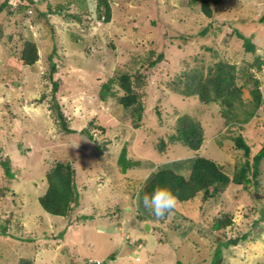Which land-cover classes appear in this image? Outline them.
I'll return each instance as SVG.
<instances>
[{"label":"rangeland","instance_id":"obj_1","mask_svg":"<svg viewBox=\"0 0 264 264\" xmlns=\"http://www.w3.org/2000/svg\"><path fill=\"white\" fill-rule=\"evenodd\" d=\"M6 1L10 8L0 15V188L9 191L0 199V227L11 222L7 234L0 229V264L22 259L34 264H214L218 250L219 264H264V159L257 187L231 182L212 199L200 195L176 204L158 221L138 218L144 216L139 193L149 177L161 165L188 175L197 156L169 142L180 118L201 124L205 141L199 156L223 166L231 179L246 161L233 137L241 135L249 145L251 162L264 147L263 72L260 67L242 74L256 59L264 63V0H209L212 19L190 0H109V23L98 18L97 7L92 17L89 0L0 4ZM61 3L68 16L48 12L49 5L56 10ZM237 33L252 40L256 53H246ZM26 41L39 48L40 59L31 67L19 61ZM160 54L163 59L151 66ZM221 61L239 72L241 95L227 113L230 119L227 107L204 105L197 96L182 94L183 86L174 89L186 74L200 70L207 75ZM124 73L131 75L144 106L138 123L132 109L119 104ZM253 81L263 96L256 112ZM109 83L111 92L103 99ZM57 103L77 133L62 131L53 108ZM249 112L255 114L244 122ZM84 129L91 130L93 140L80 133ZM3 161H9L13 177H7ZM58 161L71 162L76 171L80 201L68 218L49 215L39 203L47 191L46 173ZM224 219L232 224L212 229ZM242 236L247 240L223 247Z\"/></svg>","mask_w":264,"mask_h":264},{"label":"trees","instance_id":"obj_2","mask_svg":"<svg viewBox=\"0 0 264 264\" xmlns=\"http://www.w3.org/2000/svg\"><path fill=\"white\" fill-rule=\"evenodd\" d=\"M31 4H38V0H30ZM59 4L56 10L52 9V6H48V12L52 15H62L66 10V5ZM70 3H68L69 5ZM190 5L192 7L200 5L202 13L206 18L212 19L214 17V10L211 7L209 0H190ZM10 8L8 2L0 4V15L7 9ZM21 10H27L28 6L20 7ZM98 18L102 20L103 23H109L112 20V6L109 0H99L97 5ZM13 15L14 13L9 12ZM44 14V13H43ZM74 16V17H73ZM77 20H80L78 16L72 15ZM208 29H204L203 35L207 33ZM236 33V32H235ZM239 39L244 40L243 46L246 53H256V45L252 40L243 37L240 33H237ZM40 59L38 45L33 41H26L21 52L19 61L25 66H34ZM163 59V54L158 56V59L151 63V66H155L159 61ZM262 62V63H261ZM263 61L256 59V63L253 64L252 68L244 69L242 71L243 77L249 70L259 69ZM262 68V67H261ZM56 72L55 66L52 67L51 75ZM236 65L230 62L221 61L217 62L213 67H211L207 73L199 71H192L184 76L179 83L175 84L174 89L179 91L181 86H183L181 93L186 96H197L201 103L204 105H209L211 103L220 105L222 107H227V112L225 116L230 119V114L232 113L235 100L240 98L241 88L237 86L238 74ZM52 77V76H51ZM140 76L136 77L137 84L139 85ZM116 81V80H115ZM110 81L111 83L115 82ZM254 82V81H253ZM111 83L105 86L106 91L102 92L101 98L105 99L111 92ZM119 85L124 95L120 97L119 104L125 109H132V115L134 120L138 123L143 119L144 106L141 103V96L135 90V84L132 82V77L128 73H124L119 77ZM255 89L252 91L253 105L255 112L260 108L263 102V96L259 90V84L257 81L254 82ZM59 89V83L53 82V92L57 93ZM53 108L57 112V117L59 121V126L62 131L67 134L77 133L72 129L67 121L62 108L57 103L53 105ZM227 113L229 115H227ZM254 112L247 113V117L244 122H248L250 118L254 116ZM237 120L236 114H233L232 120ZM93 126V122L91 123ZM95 126V125H94ZM138 126V124H136ZM100 129V127H98ZM104 131V129H102ZM84 136L93 140V134L91 130L84 129L80 132ZM236 146L239 149L245 151L246 161L238 165L234 173L233 179L230 178L223 170V166L219 165L215 161L199 156V151L201 150L205 135L204 130L199 122L194 121L190 117H182L178 121V126L176 128L175 134L171 135L169 142L174 144L176 142L181 143L191 151L195 152L197 156L192 159L190 164V172L188 175L177 171L173 165H161L155 173H153L149 179L146 181L142 190L139 193V205L143 210V215H138L140 220H152L154 215H152L147 209H145L143 204V199L145 194L150 195L154 189L157 187H167L170 189L177 198V204H186L192 202L198 196L202 195L204 200L212 199L220 194L224 187L228 186L231 182L239 186H243L244 189H249L250 186L257 187L259 185V178L261 175L260 165L264 159V147L259 151V153L250 160L251 149L249 145L246 144L241 135L232 138ZM164 147V143L160 145ZM125 149L121 153V158L124 160L126 158ZM2 167L7 175V177H13L11 166L9 161H3ZM47 191L39 198V203L43 210L51 216L58 218H68L75 206L79 204L80 194L76 186V171L73 164L69 161H58L47 173ZM8 188H0V199L5 198L8 193ZM175 210V209H174ZM173 210V211H174ZM168 214L165 215L167 217ZM163 217V218H165ZM6 226L0 227L2 234H7L8 227L10 225L11 219L5 221ZM232 224L231 219H224L221 221H216L212 229L219 230L221 228H227ZM247 236L238 237L236 239L230 240L223 243V247L227 248L230 246H237L241 241H246ZM221 258L220 250L216 252V256ZM114 258H110L113 260ZM214 261V264H219ZM19 264H34L31 259H22ZM107 264V263H104Z\"/></svg>","mask_w":264,"mask_h":264},{"label":"clouds","instance_id":"obj_3","mask_svg":"<svg viewBox=\"0 0 264 264\" xmlns=\"http://www.w3.org/2000/svg\"><path fill=\"white\" fill-rule=\"evenodd\" d=\"M98 2L99 0H89L88 8L93 18L96 16V7ZM143 204L145 209L154 215L158 221L159 219L165 217L166 214H170L175 209L177 198L167 187H157L150 195L145 194Z\"/></svg>","mask_w":264,"mask_h":264},{"label":"built area","instance_id":"obj_4","mask_svg":"<svg viewBox=\"0 0 264 264\" xmlns=\"http://www.w3.org/2000/svg\"><path fill=\"white\" fill-rule=\"evenodd\" d=\"M256 71L255 70H253V73H255ZM262 72H263V75L262 76H264V68L262 67ZM264 78V77H263ZM90 264H104V262H102V261H92V262H89Z\"/></svg>","mask_w":264,"mask_h":264},{"label":"bare ground","instance_id":"obj_5","mask_svg":"<svg viewBox=\"0 0 264 264\" xmlns=\"http://www.w3.org/2000/svg\"><path fill=\"white\" fill-rule=\"evenodd\" d=\"M261 70H262V68H261Z\"/></svg>","mask_w":264,"mask_h":264},{"label":"crops","instance_id":"obj_6","mask_svg":"<svg viewBox=\"0 0 264 264\" xmlns=\"http://www.w3.org/2000/svg\"><path fill=\"white\" fill-rule=\"evenodd\" d=\"M114 260V259H113Z\"/></svg>","mask_w":264,"mask_h":264}]
</instances>
